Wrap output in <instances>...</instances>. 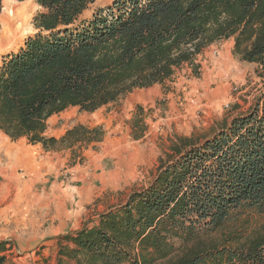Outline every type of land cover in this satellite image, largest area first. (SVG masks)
<instances>
[{
	"label": "trees",
	"instance_id": "16d2710c",
	"mask_svg": "<svg viewBox=\"0 0 264 264\" xmlns=\"http://www.w3.org/2000/svg\"><path fill=\"white\" fill-rule=\"evenodd\" d=\"M35 1V32L0 64V131L11 140L100 142L101 127L81 124L46 136L47 120L163 84L184 64L196 72L197 55L220 40L264 69V0H113L89 18L94 0ZM169 148L145 187L56 236L39 264H264V225L249 230L240 219L264 215V92L209 136ZM9 248L0 241V264Z\"/></svg>",
	"mask_w": 264,
	"mask_h": 264
},
{
	"label": "rangeland",
	"instance_id": "374dc122",
	"mask_svg": "<svg viewBox=\"0 0 264 264\" xmlns=\"http://www.w3.org/2000/svg\"><path fill=\"white\" fill-rule=\"evenodd\" d=\"M5 1L0 14L6 13L13 25L2 35L4 28L0 22V64L3 56L16 50L35 32L32 20L41 9L35 0ZM112 1L94 0L83 17H91ZM218 43L206 49L196 72L184 65L163 84L134 89L92 113L68 109L74 110L67 115L74 117L75 125L101 127L104 132L100 144L77 143L67 150L69 159L63 169L85 165L87 160L93 162L91 154L82 155L84 150L99 151L100 147L103 150L102 168L95 170L100 174L91 183L93 197L77 202L73 214L68 212L70 202L66 199L67 207L37 205L34 197L28 205H15L9 176L0 172V241L10 245L5 252V264H39L43 256L49 255V246L60 234V218L67 232L91 225L99 213L123 204L131 192L145 187L154 178L159 159L166 157L171 143L178 137L202 140L250 109L264 92V69L241 60L228 41ZM58 116L52 117L49 124L53 119L54 125L64 121V117ZM53 214L57 215L56 222L48 218ZM244 216H248L249 230L264 225V215L248 213L240 219ZM42 246L48 249L41 250Z\"/></svg>",
	"mask_w": 264,
	"mask_h": 264
},
{
	"label": "crops",
	"instance_id": "0c3cea01",
	"mask_svg": "<svg viewBox=\"0 0 264 264\" xmlns=\"http://www.w3.org/2000/svg\"><path fill=\"white\" fill-rule=\"evenodd\" d=\"M222 41H228L229 46L233 49L232 38L218 42L220 43ZM218 42L210 44L203 49L197 55L195 62L197 64L202 63L201 59L203 55L205 56L206 49L213 48V45ZM221 57H224V54ZM203 62H205V59ZM221 62L224 63L223 61ZM183 66L177 68L175 73L182 69ZM75 108L78 109L77 107H69L60 113L50 116L47 120V128L44 134L59 138L68 129L75 126L74 117L67 115L69 113L73 114L74 112V110L68 109ZM56 116H58L57 118L64 117V121L59 125H54L53 121L55 120L53 119L51 120L52 123L49 124L50 119ZM100 143H102V140L100 142H94V144ZM71 148L60 147L57 149H47L41 143L28 142L25 137L11 140L0 131V172L9 176L10 185L14 189V204L17 206L28 205L30 204L29 201L34 197L33 201L36 200L37 205L63 207L66 206V199L70 202V210L68 212L71 215L74 212L73 206L78 205L77 202H86L93 197L91 183L94 181L96 175L100 174L95 173L97 167L102 168V147H100L99 151H83L82 155H85V157L91 154L90 157H93V162L87 160L85 165L75 164L70 168L63 169L65 166L64 162L69 159L67 150ZM76 198L77 200L75 201ZM80 213L81 211L78 214L74 213V215H79ZM48 218L53 222H56L58 219L56 214L49 215ZM58 221L60 223L58 227L59 233L63 234L67 232L64 229L65 223L63 222V218H60Z\"/></svg>",
	"mask_w": 264,
	"mask_h": 264
},
{
	"label": "bare ground",
	"instance_id": "6f19581e",
	"mask_svg": "<svg viewBox=\"0 0 264 264\" xmlns=\"http://www.w3.org/2000/svg\"><path fill=\"white\" fill-rule=\"evenodd\" d=\"M3 2V8L2 9H4V2H6L5 0H2ZM7 3V2H6ZM0 22H1V25H2V27L4 28L3 29V33H2V35L4 34V32L7 30V29H9V28H11L12 27V25H13V20L5 13H3V14H0Z\"/></svg>",
	"mask_w": 264,
	"mask_h": 264
}]
</instances>
